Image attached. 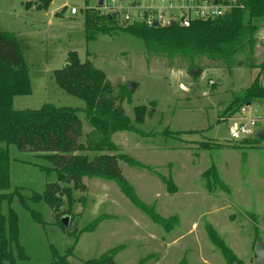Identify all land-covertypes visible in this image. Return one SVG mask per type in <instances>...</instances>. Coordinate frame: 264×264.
<instances>
[{
  "label": "rangeland",
  "instance_id": "1",
  "mask_svg": "<svg viewBox=\"0 0 264 264\" xmlns=\"http://www.w3.org/2000/svg\"><path fill=\"white\" fill-rule=\"evenodd\" d=\"M39 1L0 0V32L16 36L32 89L28 96L15 97L14 108L38 109L44 104L84 108L83 100L55 84L53 72L67 65L71 51L82 62H92L105 73L114 96L127 94L122 108L137 130L113 134V143L119 153L151 169L120 162L124 178L141 202L162 218H176L177 225L165 231L138 210L116 183L84 177L86 191L73 193L71 213H67L64 199L58 214L69 218L64 227L67 231L43 201H28L24 207L17 197L13 199L18 243L25 254L16 264H52L72 246V253L66 256L69 264H85L121 246L124 249L116 254V264H137L149 255L146 264H227L222 250L211 240L210 230L240 264H256L255 239L264 244V141L250 142L253 137L232 140L229 128L243 106L235 113L228 108L235 94L249 88L255 79L261 82L259 70L248 67L245 55L239 56L231 70L203 67L205 58L199 57L195 68L202 72L192 78L186 60L147 55L144 42L131 35L113 31L87 42L85 10L100 15L95 9L97 0H49L47 8L37 10L35 2ZM72 8L77 10L75 16L70 15ZM58 13L61 15L55 16ZM256 25L253 61L258 65L264 60V22ZM128 84L133 85L132 92ZM138 106H145L147 113L140 123L134 115ZM245 109L244 119L257 120V129L264 127V99ZM78 116L84 142L91 128L83 113ZM9 155L11 191L18 189L30 198L55 182L52 164L38 154L10 146ZM211 168L218 180L210 178L213 183L208 187L203 174ZM157 174L170 177L176 193H168ZM31 211L40 214L42 224L33 219ZM101 216L113 218L100 222L94 232H80ZM14 254L17 256L15 250Z\"/></svg>",
  "mask_w": 264,
  "mask_h": 264
},
{
  "label": "trees",
  "instance_id": "2",
  "mask_svg": "<svg viewBox=\"0 0 264 264\" xmlns=\"http://www.w3.org/2000/svg\"><path fill=\"white\" fill-rule=\"evenodd\" d=\"M48 2L49 0L35 2L36 9L47 8ZM237 4L238 7L223 17L195 21L189 27L178 24L166 27H150L143 23L119 25V21L110 16L92 14L86 9L85 38L88 42L94 40L97 34L119 31L141 39L147 55L164 56L169 60L182 58L189 63V70L196 67L195 61L199 57L205 58L206 63L203 67L231 70L237 64L239 56L245 55L248 67L258 69V77L264 76V60L259 65L253 61L254 37L258 28L256 23L264 22V0H238ZM28 6L27 4L26 7ZM62 11L64 12L65 8ZM59 15L61 13L56 14ZM66 64L53 72L55 84L66 94L83 100L84 108L44 104L38 109H15V97L28 96L32 92L29 70L16 36L0 32V264H16L17 259H25L23 249L18 243V216L11 207L13 199L17 197L24 207L28 201L34 203L43 201L56 215L61 229L67 231L60 223L63 217L58 214L64 206V199L69 207L67 213H71V206L75 201L73 193L86 191L84 177H95L116 183L121 193L138 210L151 222L162 226L165 231L169 232L177 225L176 218H162L153 207L141 202L119 167V163L124 162L131 167L151 170L129 156L119 153L112 141V135L115 133L137 132L122 108L127 94L123 92L114 96L113 87L106 79L105 73L95 68L88 60L82 62L74 51L68 52ZM260 99H264V88L258 78L249 88L233 96L228 112L235 113L241 106ZM79 113L85 115L86 122L91 128L85 135L84 142L81 141L83 131ZM146 114L145 106L135 107L136 123L142 122ZM252 141L256 142L258 139L253 137L250 142ZM10 146H14L22 153L38 154L49 161L52 164L50 170L56 174L55 182L47 183L41 194L33 193L30 198L21 195L18 189L11 191ZM157 175L168 193H176V187L170 177ZM203 175L208 181V187L213 183L210 178L214 182L218 180L213 168ZM31 215L36 222L42 224L40 214L31 211ZM106 216L95 219L80 232H94L100 222L113 218ZM210 237L222 250L227 264H240L212 230ZM75 238L77 241L78 237ZM123 249L122 246L114 248L99 258L86 261L85 264H116L115 256ZM72 251L73 246L66 256ZM66 256L60 257L52 264H69ZM150 258V255L142 258L137 264H146ZM181 264L186 263L183 261Z\"/></svg>",
  "mask_w": 264,
  "mask_h": 264
},
{
  "label": "built area",
  "instance_id": "3",
  "mask_svg": "<svg viewBox=\"0 0 264 264\" xmlns=\"http://www.w3.org/2000/svg\"><path fill=\"white\" fill-rule=\"evenodd\" d=\"M98 1V0H97ZM238 0H103L102 6H96L99 16H110L123 24L143 23L147 26H170L173 22L182 27H189L195 21L213 20L223 17L238 7ZM168 12L166 16L165 12ZM77 10L70 9V15L75 16ZM214 82L210 81L209 85ZM247 106V105H246ZM246 106L240 109V116L230 126L232 140L241 141L254 137L257 130V120L244 119Z\"/></svg>",
  "mask_w": 264,
  "mask_h": 264
},
{
  "label": "water",
  "instance_id": "4",
  "mask_svg": "<svg viewBox=\"0 0 264 264\" xmlns=\"http://www.w3.org/2000/svg\"><path fill=\"white\" fill-rule=\"evenodd\" d=\"M102 3H103V0L97 1V5L99 7L102 6ZM115 17H116V15L112 14V18H115ZM173 24L174 23L172 22L171 25H173ZM154 27H156V23H154ZM201 72H202L201 69L194 68V69H191L189 71V75L192 78H196L201 74ZM132 86H133L132 84L127 85L130 92L133 91ZM261 86H262V88H264V76H262V78H261ZM249 105L250 104H247V106H249ZM254 137L260 141H264V127L257 129L255 131ZM68 219L69 218L66 216L61 218V224L65 228L68 227V224H69ZM253 251H254L255 258H256V264H264V244L260 240H258V239L255 240L254 245H253Z\"/></svg>",
  "mask_w": 264,
  "mask_h": 264
},
{
  "label": "crops",
  "instance_id": "5",
  "mask_svg": "<svg viewBox=\"0 0 264 264\" xmlns=\"http://www.w3.org/2000/svg\"><path fill=\"white\" fill-rule=\"evenodd\" d=\"M55 16H56V15H55ZM262 62H263V61H262ZM262 62H261V63H262ZM261 63H260V64H261ZM258 65H259V64H258ZM261 78H262V77H261ZM115 134H116V133H115ZM139 163H140V162H139ZM145 170H148V169H145ZM153 173H154V172H153Z\"/></svg>",
  "mask_w": 264,
  "mask_h": 264
}]
</instances>
